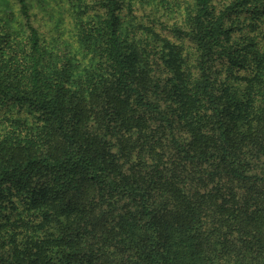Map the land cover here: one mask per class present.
Wrapping results in <instances>:
<instances>
[{
  "label": "trees",
  "instance_id": "1",
  "mask_svg": "<svg viewBox=\"0 0 264 264\" xmlns=\"http://www.w3.org/2000/svg\"><path fill=\"white\" fill-rule=\"evenodd\" d=\"M36 9L0 0V264H264V0Z\"/></svg>",
  "mask_w": 264,
  "mask_h": 264
},
{
  "label": "rangeland",
  "instance_id": "2",
  "mask_svg": "<svg viewBox=\"0 0 264 264\" xmlns=\"http://www.w3.org/2000/svg\"><path fill=\"white\" fill-rule=\"evenodd\" d=\"M30 1L32 2V4H36L38 6V9H36V11L38 13V19L39 21L42 22V24L44 23L49 24L50 22H53V25H55L56 21H58L55 18L51 17L50 12L58 17H60L62 14V16L65 18V11L68 0H30ZM39 6L40 7L43 6L45 8L44 15H42Z\"/></svg>",
  "mask_w": 264,
  "mask_h": 264
}]
</instances>
